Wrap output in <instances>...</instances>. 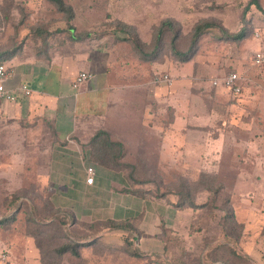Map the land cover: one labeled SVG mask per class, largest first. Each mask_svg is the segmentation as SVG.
<instances>
[{"label":"rangeland","instance_id":"obj_1","mask_svg":"<svg viewBox=\"0 0 264 264\" xmlns=\"http://www.w3.org/2000/svg\"><path fill=\"white\" fill-rule=\"evenodd\" d=\"M63 1L76 12L77 21L74 19L72 23L76 24L75 30H78L79 35L106 38L107 45L111 44L114 48L122 43L123 48L118 51L120 54L130 52L140 61L156 63L157 74L160 77L167 75L171 80L168 85L160 87V97L166 98L172 94L174 104L189 100L195 105L202 102L207 108L212 107L211 100L206 97L207 91L198 89V66H206V75L201 79L212 82L213 87L216 86L215 80L238 71L239 68L241 77L246 78L249 86L264 85L263 78H259V69L251 65L255 52L261 49L258 46L264 40V12L257 9L252 0ZM259 2L264 9V0ZM246 8L248 10L244 15ZM167 21L172 22L174 31L167 34L159 49H155L152 38L158 27ZM0 22L4 27H8L10 23L16 35L23 25L28 26L29 31L44 22L47 30L62 31L55 32L56 37L62 39L60 42L65 43L69 39L66 17L50 0H0ZM204 22H214L217 25L208 30L197 45L192 46L194 29ZM120 24H126L132 35L127 33L128 28H119ZM219 27L226 29L231 36H223ZM242 32L244 34L240 35ZM2 36H5V32ZM134 36L145 43L144 51L155 53L157 50L153 60L144 61L139 57V52L131 46L132 41H128ZM186 53L187 58H181ZM186 63H190L191 69L181 74V65ZM192 68H195L194 73ZM213 69L218 72H212ZM154 75L149 74V77L152 79ZM226 110L219 109L218 118L230 117ZM194 112L196 118L201 116L198 110ZM159 114L168 118L175 115L165 110ZM247 121L252 122L250 127L259 131L255 134L251 132L252 137H248V140L258 137V141L254 140L255 144L258 142L255 148L263 149L261 144H264V125L255 118ZM204 126L202 132L195 131L198 127H189L188 134H184L189 144L188 151L175 157L173 167L163 166L164 170L158 172L159 166L154 163V158H146L149 159V167L157 172L140 171L131 175L127 168L124 172L113 173L116 183L112 188L103 183L95 198H110L112 193H120L123 187L124 190L140 189L146 193L141 198L137 197L141 200L139 204L131 197L132 202L127 205V210L131 212L127 215L128 228L102 227L98 238L85 247H79L80 257L69 252L58 255L55 250L68 243V234H86V228L81 226L86 221L79 219L74 227L70 223L73 222L72 217L77 218L76 214H80L88 196H69L74 190H61L50 183L43 187L37 185L35 182L40 174L30 165L28 168L26 165L23 167L30 170L29 173H14L18 181L9 182V175L13 174L6 166L16 165L19 160L1 150L0 221L9 222L6 225L0 224V264H264V221L261 220L262 214L264 218V206L256 204L258 206L255 208L260 212L253 215V218L248 217L244 210L246 198L263 196L259 190L245 187L234 193V188L241 186L240 181L253 179L259 174L257 167L264 162V158L262 162L258 158H248V161L247 144L243 140L245 150H241L238 157L222 158L221 168L218 167L221 159L219 151L213 148V136L220 127L229 131L232 126L228 123ZM0 127L4 129L6 126L0 124ZM241 128L240 123L231 130L236 132ZM261 137L263 139H259ZM138 159L141 157L132 152L126 158L128 162ZM45 161L48 164L51 157L45 158ZM88 166L96 169L94 164L86 160L85 167ZM84 170L83 168L79 172L84 175ZM202 176L223 184L222 196H229L236 224L224 221L225 213L221 208L225 199L214 202L212 193L197 187ZM182 179L190 182L196 194L197 205L202 207L187 206V209H181L176 206V195L169 193L167 196H160L162 194L155 191L157 187L161 192L174 190ZM142 180L149 181L143 183L145 181L141 182ZM53 209L69 211L73 215L68 217L65 227L61 226L59 220L48 225L49 221L45 219L53 217ZM230 232L234 236L240 234V238L235 240L228 234ZM35 251L39 252L38 255Z\"/></svg>","mask_w":264,"mask_h":264},{"label":"crops","instance_id":"obj_2","mask_svg":"<svg viewBox=\"0 0 264 264\" xmlns=\"http://www.w3.org/2000/svg\"><path fill=\"white\" fill-rule=\"evenodd\" d=\"M77 18L75 15L76 21ZM1 23L0 63L6 62L10 67L11 76L5 85L17 97L14 102L0 100V124L6 126L4 129L0 127V151L9 152L10 156L19 160L16 165L7 164L6 169L13 174L9 175L11 179L7 177L8 181H18L14 173H29L27 168L30 165L40 174L35 182L37 185L51 184L61 190H74L71 195V192L66 194L69 196L85 194L88 199L80 214H76V220L88 223L128 221L127 215L131 212L127 210V205L132 202L131 197L137 204L141 203L137 198L140 196L129 193L124 187L120 193H112L110 198H95L103 183L109 184V188L115 185L113 173L127 169L105 166L95 159L91 140L99 131L106 132L111 142L122 146L121 163L132 165L136 172H160L164 170L163 166L173 167L175 157L188 151L189 144L184 134H188L190 126L198 127L195 131L202 132V126L207 124L228 123L234 128L241 123L242 130L235 132L230 128L227 131L220 127L215 132L212 145L219 151L221 163L218 167L221 168L222 158L238 157L240 151L245 150L243 140L247 144V159L258 158L262 162L264 144H261L263 149H257L258 142L255 144L254 140L258 141V137L248 140L252 137L250 134L259 131L250 127L252 122L247 120L255 118L264 125V85L249 86L242 76L245 80L243 91L234 95L223 86L213 87L212 82L202 81L206 66H198V89L207 91L206 97L211 100L212 107L209 109L202 102L195 105L189 100L174 104L172 94L160 97V87L168 84L155 81L157 76H161L157 74V64L140 61L130 52L120 54L118 51L123 48L122 43L114 48L111 44L107 45L106 38H95L89 34L81 36L78 30L70 29L69 39L64 43L55 33L62 31L47 30L44 22L29 31V27L23 25L17 35L10 23L8 27ZM73 26L76 28V24ZM258 48L257 52L263 50V39ZM251 65L257 68L253 59ZM189 69L190 63L183 64L180 73ZM239 69L236 72L241 76ZM83 71L90 72L93 78L77 86L76 79ZM192 71L194 73L195 68ZM149 74L155 75L151 79ZM23 84L29 86L30 95L18 90ZM221 108L227 109L230 117L218 118ZM164 110L175 115L170 118L160 116V111L163 113ZM196 110L201 114L198 118ZM110 151L120 154L117 146H112ZM130 152L141 159L128 162L126 158ZM47 157H51L48 164L45 161ZM146 158H154V163L159 166L157 171L149 167L150 162ZM84 159L96 166L93 185L86 182ZM25 165L27 168H23ZM83 168L85 176L79 172ZM257 168L259 174L256 178H246L239 182L241 186L234 188V193L244 187L260 191L263 198H246L244 202V210L252 218L260 212L255 208L256 204L264 206V162ZM116 181L119 182L118 179ZM262 215L261 220L264 221ZM35 253L38 255L39 252Z\"/></svg>","mask_w":264,"mask_h":264},{"label":"trees","instance_id":"obj_3","mask_svg":"<svg viewBox=\"0 0 264 264\" xmlns=\"http://www.w3.org/2000/svg\"><path fill=\"white\" fill-rule=\"evenodd\" d=\"M55 7L58 9V11L64 13L67 23L69 24V29L70 30H75V27L72 25V21L75 19V12H74V8L72 6L67 5L63 0H50ZM252 4L255 5V7L257 9H259L261 12H264V9L262 8V6L260 5L259 0H252ZM248 8L245 9L244 11V15L246 14ZM217 24H215L214 22H204V23H199L198 25H196L195 29H194V34H193V39H192V46L197 45V43L200 41V38L207 33L208 30H210L211 28L216 27ZM118 27L120 28H128V32L129 34H131V31L129 29L128 26H126V24H120L118 25ZM117 27V29H118ZM220 32L222 33L223 36H231V34H229V32L224 29L219 27ZM174 31V27L171 21H167V22H163L157 29L156 35L153 36L152 38V43L154 44L153 47L155 49H159L162 46V42L165 40L166 36L168 33H173ZM244 32H242L240 35H243ZM132 35V34H131ZM177 37V35H176ZM131 42V46L134 47L135 51L139 52V57L142 58L144 61H149V60H153V58L156 56V52L157 50L154 52L152 51H144L145 49V43H143L138 37H132L131 39H129L128 41ZM153 53V54H152ZM138 55V54H137ZM181 58H187L188 54H182ZM152 57V58H151ZM92 146L95 148V159H97V161H99L100 164L105 165V166H113L115 168L118 167H126L129 169V174H134L135 171V167H133L132 165L128 164V163H121L120 160L123 159V154H121V148L122 146L119 143L116 142H111L109 140V136L106 132L104 131H99L95 134V136L92 138L91 140ZM112 146H117L118 148H120V154L115 153V151L111 152L110 149H112ZM210 178V177H209ZM145 181V182H143ZM149 180H142L141 182L143 183H147ZM209 181V182H208ZM197 187L198 188H202V190H207L210 193H212V195L214 196L213 201L216 202L217 200L220 199H225L224 200V204L222 206V211L225 213L224 216V221L226 223H233L236 224V220H235V215L233 212V209L230 205V198L228 195H223V189L224 186L221 183H215L213 179H206L205 176H202L200 178V180H198L197 182ZM126 191H128L129 193L141 196L143 194H145L146 192L144 190H129L127 189ZM156 193H161L162 195L160 196H167L169 193L174 194L178 197L176 206H178L179 208H183V207H187V206H192V207H202V205H197L196 199H195V193L194 190L191 187V184L188 180L186 179H182L180 183H178L174 190H170L167 192H161L158 187L156 188ZM159 196V197H160ZM52 205V204H51ZM54 207V206H52ZM53 217H48L45 220L49 221V224H52L55 220H59L61 221V226L65 227L67 225V219L68 217L72 214H70L69 211H60V210H55L53 209ZM12 220H14V218H11ZM72 221L70 223V225L72 227H74L77 224V220L72 217ZM77 221V222H76ZM8 220H2L0 221L1 225H6V223H8ZM40 222V221H38ZM81 226H84V228H86L85 230L87 231L85 235L83 236H79L76 232H74L75 234L71 233L68 234V243H64L61 246L57 247L55 252L58 255H64L65 253H71L72 255L76 256V257H80V252H79V247H85L88 245V243L90 241H94L96 238H98V234L100 233V231L103 229L102 227H109L112 226L114 228H128V223L127 221L125 222H115L112 220H107V221H101V222H95V223H87V222H83L81 224ZM243 227V226H242ZM230 235V237H234L235 240L239 239L240 234L234 236L233 233H228ZM36 239V236L33 235ZM70 238V239H69ZM37 240V239H36ZM38 244V243H37ZM38 248H40V246L38 245ZM40 250V249H39Z\"/></svg>","mask_w":264,"mask_h":264},{"label":"built area","instance_id":"obj_4","mask_svg":"<svg viewBox=\"0 0 264 264\" xmlns=\"http://www.w3.org/2000/svg\"><path fill=\"white\" fill-rule=\"evenodd\" d=\"M253 63L254 65L259 69L260 77L264 80V50L255 52L253 56ZM11 76L10 67L6 62L0 63V100L6 99L8 101H16L17 97L15 95V92H9L6 89V81ZM93 78V75L90 72H80L77 79H76V85L79 86L83 84L86 81H89ZM155 81L157 83L160 82H166L170 83L171 80L169 79V76L165 75L164 77L157 76L155 78ZM244 79L236 72L233 71L229 74L224 75L223 77L218 78L214 81V85L216 86H223L227 88L230 92H232L234 95H239L243 91V84ZM18 90L26 95L31 94V90L27 84L21 85ZM87 173V184L93 185L95 182V176H96V169L93 166H88L86 168Z\"/></svg>","mask_w":264,"mask_h":264}]
</instances>
